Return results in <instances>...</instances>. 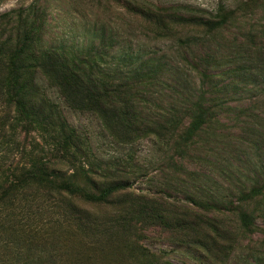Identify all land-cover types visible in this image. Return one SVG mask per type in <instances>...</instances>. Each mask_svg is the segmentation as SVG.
Segmentation results:
<instances>
[{"label": "trees", "instance_id": "16d2710c", "mask_svg": "<svg viewBox=\"0 0 264 264\" xmlns=\"http://www.w3.org/2000/svg\"><path fill=\"white\" fill-rule=\"evenodd\" d=\"M113 1L128 23L92 24L79 42L51 36L37 2L0 12V264H264V180L230 185L211 159L229 84L206 87L219 76L207 70L239 59L202 51L226 47L234 11ZM141 32L172 53L140 48Z\"/></svg>", "mask_w": 264, "mask_h": 264}, {"label": "rangeland", "instance_id": "374dc122", "mask_svg": "<svg viewBox=\"0 0 264 264\" xmlns=\"http://www.w3.org/2000/svg\"><path fill=\"white\" fill-rule=\"evenodd\" d=\"M140 1V0H139ZM158 7L181 8L190 14L205 17L214 16L219 8L234 11L235 17L224 32L226 47L219 48L206 44L203 54L208 60L211 50L216 51V60L230 55V59H239L236 63L221 66L209 73H219L217 78L206 81L208 84L228 83L224 97L229 109L220 118V136L211 146L215 150V162L228 169L232 176L230 185L243 182L245 186L264 180V0H145ZM37 2L47 10L48 31L56 39L67 42H79L88 36L90 25L95 23H128L129 17L123 7L113 0H0V12ZM140 29V28H139ZM139 47L172 53V40L157 39L152 34L139 33ZM235 55V56H233ZM224 59V58H223ZM225 60V59H224ZM237 67L236 72L225 76L220 74L227 67ZM242 69H238V68ZM245 69H244V68ZM233 78L232 80L229 78ZM70 122L77 128L96 131V122L86 116L67 112ZM215 126V125H214ZM110 151V150H109ZM103 151L109 158L116 156L112 151ZM135 151V150H134ZM121 152V151H120ZM118 151L117 155H120ZM136 159L142 162L153 159L156 151L150 140L136 145ZM194 161L196 167L206 166L205 162ZM154 175V172H151ZM159 177L156 178L158 182ZM156 182V183H157ZM135 191L148 190V182L133 183ZM260 229H264V220H257ZM264 242V236L256 233L254 244ZM152 250L168 249L166 245L148 242ZM170 258L179 263V257Z\"/></svg>", "mask_w": 264, "mask_h": 264}]
</instances>
